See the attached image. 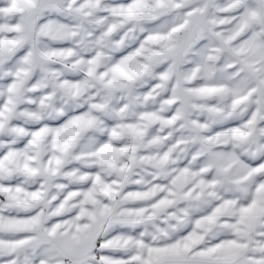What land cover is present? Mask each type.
<instances>
[{
  "label": "snow or ice",
  "instance_id": "obj_1",
  "mask_svg": "<svg viewBox=\"0 0 264 264\" xmlns=\"http://www.w3.org/2000/svg\"><path fill=\"white\" fill-rule=\"evenodd\" d=\"M0 264H264V0H0Z\"/></svg>",
  "mask_w": 264,
  "mask_h": 264
}]
</instances>
